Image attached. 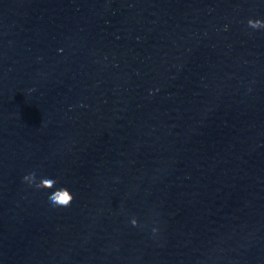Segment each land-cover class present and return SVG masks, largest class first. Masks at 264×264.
Listing matches in <instances>:
<instances>
[{"label": "clouds", "instance_id": "9594fccd", "mask_svg": "<svg viewBox=\"0 0 264 264\" xmlns=\"http://www.w3.org/2000/svg\"><path fill=\"white\" fill-rule=\"evenodd\" d=\"M247 24L254 30L264 29V20L249 19ZM225 30H227V26H225ZM22 182L37 190L53 189L48 194V201L52 207H68L74 200V194L67 187H56L59 182L58 177L41 176L38 178L37 172L33 170L22 177ZM130 223L133 227L139 226V222L135 217L131 219ZM157 231V228L152 229L153 234Z\"/></svg>", "mask_w": 264, "mask_h": 264}]
</instances>
